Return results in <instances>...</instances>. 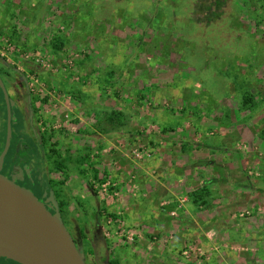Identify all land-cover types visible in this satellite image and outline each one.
<instances>
[{
    "label": "rangeland",
    "instance_id": "obj_1",
    "mask_svg": "<svg viewBox=\"0 0 264 264\" xmlns=\"http://www.w3.org/2000/svg\"><path fill=\"white\" fill-rule=\"evenodd\" d=\"M0 56L89 264H264V0H0Z\"/></svg>",
    "mask_w": 264,
    "mask_h": 264
},
{
    "label": "water",
    "instance_id": "obj_2",
    "mask_svg": "<svg viewBox=\"0 0 264 264\" xmlns=\"http://www.w3.org/2000/svg\"><path fill=\"white\" fill-rule=\"evenodd\" d=\"M10 127L0 162L9 144ZM49 202L0 173V257L18 264H87L51 190Z\"/></svg>",
    "mask_w": 264,
    "mask_h": 264
},
{
    "label": "flooded vegetation",
    "instance_id": "obj_3",
    "mask_svg": "<svg viewBox=\"0 0 264 264\" xmlns=\"http://www.w3.org/2000/svg\"><path fill=\"white\" fill-rule=\"evenodd\" d=\"M26 74L16 66L8 64L0 56V156L5 148L8 126L10 127L9 144L0 162V173L51 206L49 195L50 191L54 192V190L49 186L50 179L42 166L43 153L40 151L47 137L45 129L38 128V119L43 112L36 106L37 100L30 92ZM46 102L48 104V98ZM27 140L30 143H27ZM44 180L47 182V187H43ZM32 187L40 188L41 193L33 191ZM54 198L57 200L55 194ZM57 203L59 206V202ZM60 212L65 222L64 212ZM77 247L83 254L85 262L89 264L81 246L77 245ZM0 264L18 263L0 257Z\"/></svg>",
    "mask_w": 264,
    "mask_h": 264
},
{
    "label": "crops",
    "instance_id": "obj_4",
    "mask_svg": "<svg viewBox=\"0 0 264 264\" xmlns=\"http://www.w3.org/2000/svg\"><path fill=\"white\" fill-rule=\"evenodd\" d=\"M224 148V147H223ZM160 184V183H159ZM238 185H240V183H237V186ZM246 187H250V185H245ZM129 218H131V216H128ZM144 218V216H139V218ZM151 218H152V216H150ZM253 218V217H252ZM188 220L191 222L192 221V216H188ZM194 220V219H193ZM242 221V220H241ZM240 220H237L236 221V223H238V224H236V226L235 227H229L228 229L226 228V230H227V232H228V234H229V231H231V232H238V233H240L245 239H250L251 237L253 238L254 236H258V238H259V236L261 235V232H262V229L261 228H258L257 230H256V232H253V233H245V234H243V231H244V229H245V226L243 225V223L241 222ZM262 222V221H261ZM263 223H264V221H263ZM228 236V235H227ZM228 238L230 239L231 238V240H233V241H235V238H233L230 234H229V236H228ZM257 238V239H258ZM256 241H258V240H253V242L256 244L257 242ZM259 242V241H258ZM261 243V242H260ZM262 244H264V239H263V241H262ZM261 250V249H260ZM263 252V251H262ZM248 264H250L249 262H248Z\"/></svg>",
    "mask_w": 264,
    "mask_h": 264
},
{
    "label": "trees",
    "instance_id": "obj_5",
    "mask_svg": "<svg viewBox=\"0 0 264 264\" xmlns=\"http://www.w3.org/2000/svg\"><path fill=\"white\" fill-rule=\"evenodd\" d=\"M55 41H56L54 43L55 44V48H60L64 44V39H62V38H57ZM250 104H251V100L248 97H245L243 99V106L250 105ZM52 152H54V150H52ZM59 165L62 166V164H59ZM64 206L65 205L63 203H59L60 211L64 212V209H63Z\"/></svg>",
    "mask_w": 264,
    "mask_h": 264
},
{
    "label": "built area",
    "instance_id": "obj_6",
    "mask_svg": "<svg viewBox=\"0 0 264 264\" xmlns=\"http://www.w3.org/2000/svg\"><path fill=\"white\" fill-rule=\"evenodd\" d=\"M41 65L45 66L46 68L49 67V64H41Z\"/></svg>",
    "mask_w": 264,
    "mask_h": 264
}]
</instances>
